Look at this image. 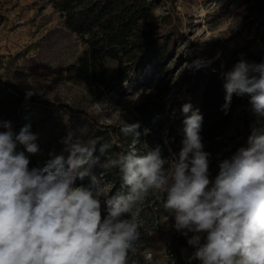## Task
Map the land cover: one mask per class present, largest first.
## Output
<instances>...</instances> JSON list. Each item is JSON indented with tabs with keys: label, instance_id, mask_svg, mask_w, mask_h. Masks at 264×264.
Wrapping results in <instances>:
<instances>
[{
	"label": "clouds",
	"instance_id": "clouds-1",
	"mask_svg": "<svg viewBox=\"0 0 264 264\" xmlns=\"http://www.w3.org/2000/svg\"><path fill=\"white\" fill-rule=\"evenodd\" d=\"M221 76L225 113L234 95L247 96L251 111L264 118V60L240 59ZM34 94L28 91L26 98ZM181 112L183 139L178 152L169 149L171 158L162 156L159 144L148 148L146 142L139 154L140 124L125 122L123 133L134 138L126 153L101 161L110 144L97 149L95 140L67 135L60 154L49 152L43 167L32 168L30 155L40 152L38 134L30 125L17 133L11 120L0 119V264H128L139 237L136 205L150 192L174 214V229L195 249L190 260L264 264V125L252 128L246 147L219 162L210 181V153L200 136L203 116L190 103ZM96 166L118 168L127 193L106 195ZM126 213L130 218H121Z\"/></svg>",
	"mask_w": 264,
	"mask_h": 264
},
{
	"label": "trees",
	"instance_id": "trees-1",
	"mask_svg": "<svg viewBox=\"0 0 264 264\" xmlns=\"http://www.w3.org/2000/svg\"><path fill=\"white\" fill-rule=\"evenodd\" d=\"M157 1L45 0L61 18L63 26L86 46L73 65L78 80L106 92L135 93L137 90L149 89V93L138 97L121 111L117 123L98 125L82 141L95 140L97 149L102 144H110L111 147L100 159L115 158L117 154L133 148V136L125 135L122 131L124 123L138 122V131L142 133L148 129L147 135L151 132L159 133L164 127L165 141L174 150L181 146L183 139L182 105L190 103L203 116L200 136L204 151L210 153L209 179L214 181L219 171V162L230 158L239 148L246 147L247 137L255 127L254 115L249 111V98L234 95L225 113L222 108L225 92L221 73L227 71L226 63L221 65L217 60L212 61L193 52L192 62L199 60L202 66L197 68L193 63L183 87L185 89L181 90L190 99L171 97L169 101L159 102L167 90L166 85L161 83L163 66L170 59L173 43L182 34L170 21L165 20L168 19L167 15L161 16L155 23L153 10ZM241 2L242 25L248 32L253 31V34L236 51L238 58H232L228 63L234 65L240 59L259 63L264 60V0ZM253 43L258 46L254 51L249 50ZM148 66L150 71L145 73ZM153 92H157L153 95L157 99L150 97ZM24 97L26 94L14 84L0 79V119L16 123L20 114L25 112L20 109ZM17 126L19 124L15 128ZM158 144L165 152V144L161 139H158ZM95 155H99V152ZM47 160L41 155H30L29 168L43 167ZM93 172L102 177V185L109 184L107 195L124 192L122 173L118 168L105 170L94 167ZM83 183L87 184L88 178ZM172 215L151 192L139 209V220L145 224L147 235L151 230L159 228L161 217ZM141 249L138 238L128 252V264H136L137 252ZM194 251L184 236L173 231L163 250L165 264H200L198 260H190Z\"/></svg>",
	"mask_w": 264,
	"mask_h": 264
},
{
	"label": "rangeland",
	"instance_id": "rangeland-1",
	"mask_svg": "<svg viewBox=\"0 0 264 264\" xmlns=\"http://www.w3.org/2000/svg\"><path fill=\"white\" fill-rule=\"evenodd\" d=\"M164 15L182 35L173 43L170 59L161 72V83L167 87L159 99L161 103L171 97L190 99L181 90L185 89L192 71L193 52L217 60L221 65L226 63L228 71L233 67L228 62L238 58L236 51L253 34L242 25L241 0H158L153 10L155 23ZM256 48L253 43L249 50ZM84 49L86 46L63 26L61 18L45 0H0V79L14 84L25 94L36 93L23 98L20 109L25 112L13 123L17 133L30 125V131L38 134L36 142L40 152L35 155L49 159V152L61 153L63 137L69 135L83 140L98 125L117 123L123 109L149 93V89L135 93L106 92L78 80L73 65ZM149 71L148 66L145 73ZM156 93H151L150 97L157 99L153 96ZM249 111L253 113L251 108ZM253 115L255 127L264 125V118ZM165 130L163 127L159 133L149 135L142 132L140 143L136 145L139 154H144L145 142L152 148L158 144V139L165 144L164 158H171L169 149L172 153L178 152L180 146L173 150L165 142ZM18 150H23L22 146H18ZM165 168L171 171L170 165L166 164ZM102 186L107 195L109 184ZM127 191L125 188L124 193ZM144 200L136 208L140 209ZM101 203L103 211V197ZM121 218H130V214H123ZM139 224L142 249L137 252L136 264H165V242L176 231L174 215L161 217L159 228L148 235L145 224L140 220ZM148 253H151L150 260L145 259Z\"/></svg>",
	"mask_w": 264,
	"mask_h": 264
}]
</instances>
